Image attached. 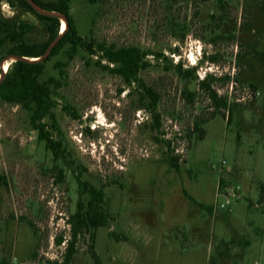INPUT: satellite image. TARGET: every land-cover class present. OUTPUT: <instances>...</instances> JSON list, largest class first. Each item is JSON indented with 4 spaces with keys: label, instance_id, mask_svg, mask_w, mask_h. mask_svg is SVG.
<instances>
[{
    "label": "rangeland",
    "instance_id": "374dc122",
    "mask_svg": "<svg viewBox=\"0 0 264 264\" xmlns=\"http://www.w3.org/2000/svg\"><path fill=\"white\" fill-rule=\"evenodd\" d=\"M69 1L81 36L134 47L143 61L132 83L69 46L45 63L61 159L30 113L0 98V264L63 262L70 218L89 200L77 178L104 192L109 224L93 242L78 236L69 264H264V64L253 54H264V0ZM0 10L28 26L0 46L7 73L23 40L47 34L33 15L5 1Z\"/></svg>",
    "mask_w": 264,
    "mask_h": 264
},
{
    "label": "trees",
    "instance_id": "16d2710c",
    "mask_svg": "<svg viewBox=\"0 0 264 264\" xmlns=\"http://www.w3.org/2000/svg\"><path fill=\"white\" fill-rule=\"evenodd\" d=\"M3 1L21 13L33 15L42 25L47 34V40L38 45H30L23 40L19 51L9 54V56L15 57L16 61L3 78L0 79V98L8 103L21 104L30 113V123L37 132L38 140L45 142V147L55 159H61V145L53 139L49 129V127L51 129L55 128V123L50 126L47 121L53 120L51 110L55 105V101L51 97L49 87L39 79L45 68V63L51 58L58 56L65 47L69 46L71 54L81 51L89 57H97L99 66H102L101 62L104 61L107 64L104 67L108 69L110 65L116 67L117 73L125 81L132 83L137 80L143 57L139 50L134 47L116 49L112 46L96 44L90 38L81 36L71 16L69 0H0V4ZM222 7L223 5L221 4ZM60 16L65 18L67 22V28L62 35L59 33L61 28ZM0 31L3 34L5 33L4 41L0 42L1 46L6 41H15L18 36L22 39L23 35L28 31V26L16 17L12 19L3 17L0 10ZM253 54L264 64L263 53L255 51ZM45 55L46 57H44ZM23 58L28 61L23 60ZM30 59L36 60L31 61ZM201 85L204 86V82ZM209 96L216 106H226V99H218L215 92L210 91ZM145 99L150 100L153 108L158 97L152 90L145 89ZM213 118L214 115H212L211 119ZM155 121L156 127H159L157 120ZM203 137L204 133L201 130L199 134L200 140ZM157 141L164 143L170 149L169 142L160 139H157ZM169 165L174 171H180L176 155L169 156ZM77 182L80 188V196L87 193L89 200L86 205L80 200L77 203L76 213L70 218L71 240L68 241L62 264L71 262L76 253L75 247L78 236L89 235L93 242L95 231L109 224L108 215L102 208L104 192L89 185L87 182L81 181L80 178H77ZM5 183V178L0 177V185ZM259 190V203L262 204L264 203V185H261ZM182 193L193 204L212 211L211 207H205L198 203L185 190ZM89 254L90 257L96 259L93 245L89 249Z\"/></svg>",
    "mask_w": 264,
    "mask_h": 264
},
{
    "label": "bare ground",
    "instance_id": "6f19581e",
    "mask_svg": "<svg viewBox=\"0 0 264 264\" xmlns=\"http://www.w3.org/2000/svg\"><path fill=\"white\" fill-rule=\"evenodd\" d=\"M65 25H66V24H65V21H64L63 19H61V30H60L61 33H62L63 31H65V29H66V26H65ZM30 60L33 61V60H36V59H30ZM2 70H3L4 72L7 71V65H6V64L2 66Z\"/></svg>",
    "mask_w": 264,
    "mask_h": 264
},
{
    "label": "water",
    "instance_id": "95a60500",
    "mask_svg": "<svg viewBox=\"0 0 264 264\" xmlns=\"http://www.w3.org/2000/svg\"><path fill=\"white\" fill-rule=\"evenodd\" d=\"M55 15V14H54ZM59 19L61 20V19H63L64 21H65V26H66V28H67V22H66V20H65V18H63V17H59ZM63 33V32H62ZM62 33L60 32V35H62ZM47 55V54H46ZM46 55L44 56V57H46ZM41 59V58H40ZM23 60H25V61H28L26 58H23ZM6 74V72H4L2 69H1V72H0V79H2L3 78V76Z\"/></svg>",
    "mask_w": 264,
    "mask_h": 264
},
{
    "label": "built area",
    "instance_id": "2783aa9c",
    "mask_svg": "<svg viewBox=\"0 0 264 264\" xmlns=\"http://www.w3.org/2000/svg\"><path fill=\"white\" fill-rule=\"evenodd\" d=\"M226 204H228V202H225L224 203V205H226ZM62 244H64V246H65V249H66V247H67V244H68V240L67 241H65V243H64V241L62 242ZM62 264V263H61Z\"/></svg>",
    "mask_w": 264,
    "mask_h": 264
}]
</instances>
